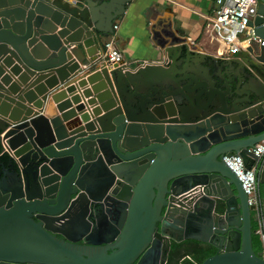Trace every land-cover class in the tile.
Here are the masks:
<instances>
[{
	"label": "water",
	"instance_id": "1",
	"mask_svg": "<svg viewBox=\"0 0 264 264\" xmlns=\"http://www.w3.org/2000/svg\"><path fill=\"white\" fill-rule=\"evenodd\" d=\"M131 1L0 0V63L62 81L47 117V95L33 109V87L0 64V264H264L224 161L256 164L264 208V155L250 150L264 139V44L215 56L170 42L162 60L107 65L102 36ZM250 25L264 40V0ZM76 77L87 107L59 103Z\"/></svg>",
	"mask_w": 264,
	"mask_h": 264
},
{
	"label": "crops",
	"instance_id": "2",
	"mask_svg": "<svg viewBox=\"0 0 264 264\" xmlns=\"http://www.w3.org/2000/svg\"><path fill=\"white\" fill-rule=\"evenodd\" d=\"M90 1L94 5L96 4L94 0ZM217 6L216 0H132L127 3L124 14L116 18L115 24H118V28L114 29L115 32L102 36L99 51L101 53L103 43L107 39L114 38L116 46L122 51L124 60L130 67L137 65L140 61L162 60V48L168 47L170 42L175 45L188 44L189 47H197L204 53L215 56L232 55L222 54V50L217 47V43L209 38L207 23L215 14ZM171 37L172 41H170ZM72 47L78 49L80 46L74 44ZM245 48L244 46L241 49L244 50ZM84 49L79 48V52L83 55ZM246 53L248 52L246 51ZM0 64L4 67V75L10 76L11 80L16 82L18 86L21 87L25 82V90L31 86L33 87L30 88L35 95L31 97L33 109H38L34 104L37 101H42L43 95H47L46 93L62 82L57 73H43L41 75L28 73L25 81H23L20 79L21 75L13 72L10 66L2 62ZM84 65L81 61V67H85ZM52 77L56 79L54 82H50ZM77 78L79 77L71 79L72 83ZM70 85H73V89L58 97L59 103L71 101L73 96H80L77 105L87 107L90 98L85 97L81 89H88L85 87L89 84L79 87L78 82H75ZM70 104L74 105L72 107L76 105L74 101ZM57 105L50 93L42 102L43 111L41 113L47 117H53L59 113ZM93 105L95 103L91 106ZM85 109L82 111H86ZM189 245H192V243L190 242ZM258 249L263 252V245L260 244ZM203 257V255L193 256V262L197 264L202 261Z\"/></svg>",
	"mask_w": 264,
	"mask_h": 264
},
{
	"label": "built area",
	"instance_id": "3",
	"mask_svg": "<svg viewBox=\"0 0 264 264\" xmlns=\"http://www.w3.org/2000/svg\"><path fill=\"white\" fill-rule=\"evenodd\" d=\"M259 2L260 0H216L218 6L215 14L209 19L207 28L209 38L217 43L222 54H236L252 41L264 44V40L255 35L254 27L250 25L257 15ZM117 28L118 24H115L114 29ZM99 58L110 66L115 63H127L122 51L116 46L114 38H109L103 43V50ZM2 146L0 154H8L4 139H2ZM250 150L258 157H262L264 155V139ZM224 161L239 177L243 189L248 195L249 204L254 207L256 232L259 234L264 251V208L256 164L247 167L240 154L226 155Z\"/></svg>",
	"mask_w": 264,
	"mask_h": 264
},
{
	"label": "trees",
	"instance_id": "4",
	"mask_svg": "<svg viewBox=\"0 0 264 264\" xmlns=\"http://www.w3.org/2000/svg\"><path fill=\"white\" fill-rule=\"evenodd\" d=\"M1 158H2V159H6V160H10V155L7 154V153H3V154L1 155ZM256 226H257V224L255 223V228H256ZM260 244H262V242H261V240H260L259 234L256 232V233L254 234V245H255L254 247H255V249H256L257 252L262 253V250H259V249H258V246H260ZM208 255H209V254L204 255L203 259H205V257L208 256ZM203 259H202V260H203Z\"/></svg>",
	"mask_w": 264,
	"mask_h": 264
},
{
	"label": "flooded vegetation",
	"instance_id": "5",
	"mask_svg": "<svg viewBox=\"0 0 264 264\" xmlns=\"http://www.w3.org/2000/svg\"><path fill=\"white\" fill-rule=\"evenodd\" d=\"M0 152H1V150H0ZM0 155H2V154H0ZM2 160H5V161H7L6 159H2Z\"/></svg>",
	"mask_w": 264,
	"mask_h": 264
}]
</instances>
